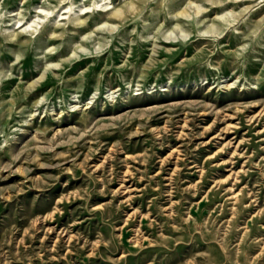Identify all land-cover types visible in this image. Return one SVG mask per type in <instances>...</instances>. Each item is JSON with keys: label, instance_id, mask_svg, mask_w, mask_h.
Returning <instances> with one entry per match:
<instances>
[{"label": "rangeland", "instance_id": "rangeland-1", "mask_svg": "<svg viewBox=\"0 0 264 264\" xmlns=\"http://www.w3.org/2000/svg\"><path fill=\"white\" fill-rule=\"evenodd\" d=\"M0 264H264V0H0Z\"/></svg>", "mask_w": 264, "mask_h": 264}, {"label": "bare ground", "instance_id": "bare-ground-1", "mask_svg": "<svg viewBox=\"0 0 264 264\" xmlns=\"http://www.w3.org/2000/svg\"><path fill=\"white\" fill-rule=\"evenodd\" d=\"M193 2V1H192ZM194 3L195 2H193V5H194ZM191 4V3H190ZM197 4V3H196ZM192 5V4H191ZM190 5V6H191ZM197 6H199L198 4H197ZM194 8V7H193ZM195 9H197V7L195 8ZM197 10H199V8L197 9ZM182 12H186V8H185V11L184 10H182V11H180L179 12V15L182 13ZM187 15V14H186ZM113 17L114 18H121V17H123V11H121V10H115L114 12H113ZM182 32H183V30H182ZM42 75V74H41ZM41 76H39V78H40Z\"/></svg>", "mask_w": 264, "mask_h": 264}]
</instances>
